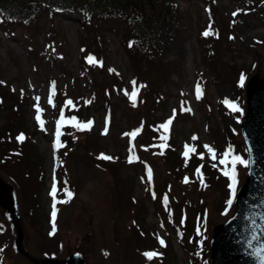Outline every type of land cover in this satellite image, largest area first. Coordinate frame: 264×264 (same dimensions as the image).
I'll list each match as a JSON object with an SVG mask.
<instances>
[{"label": "rangeland", "instance_id": "374dc122", "mask_svg": "<svg viewBox=\"0 0 264 264\" xmlns=\"http://www.w3.org/2000/svg\"><path fill=\"white\" fill-rule=\"evenodd\" d=\"M261 3L180 2L171 47L154 62L129 46L122 22L82 21L75 11L63 9L41 12L31 27L0 19V179L17 203L12 219L0 209V264H35L75 252L86 264H209L212 227L233 211V203H226L231 181L218 160L230 148L246 162L235 167V192L247 171L238 126L246 109L247 79L264 76ZM89 56L100 63H87ZM133 80L137 91L130 98ZM51 82L55 90L49 104ZM197 82L203 92L199 100ZM226 98L240 111L226 107ZM37 103L44 130L35 120ZM182 104L191 111H181ZM61 108L65 120L93 123L89 130L62 124L63 146L54 149ZM173 109L175 118L165 132L159 126ZM138 129L134 137L123 135ZM21 133L25 138L18 142ZM130 141L138 157L133 163L127 162ZM185 144L196 149L187 164ZM101 154L113 159H98ZM54 182L53 222L49 193ZM152 252L158 255H144Z\"/></svg>", "mask_w": 264, "mask_h": 264}, {"label": "water", "instance_id": "95a60500", "mask_svg": "<svg viewBox=\"0 0 264 264\" xmlns=\"http://www.w3.org/2000/svg\"><path fill=\"white\" fill-rule=\"evenodd\" d=\"M245 101L246 111L239 128L248 152V170L236 191L232 214L212 228L210 264H258L255 252L264 249V77L256 73L247 80ZM0 208L14 218L16 197L1 179ZM12 223L21 236L18 222L13 219ZM260 255H264V250ZM35 264L86 263L80 253H74L63 259L46 258Z\"/></svg>", "mask_w": 264, "mask_h": 264}, {"label": "trees", "instance_id": "16d2710c", "mask_svg": "<svg viewBox=\"0 0 264 264\" xmlns=\"http://www.w3.org/2000/svg\"><path fill=\"white\" fill-rule=\"evenodd\" d=\"M183 1L187 0H0V18L9 26L31 27L41 12L63 9L67 14L75 11L82 21L122 22L129 31L131 46L148 62H154L171 47L179 3ZM234 1L247 6L257 2ZM260 6L264 8V0Z\"/></svg>", "mask_w": 264, "mask_h": 264}, {"label": "snow or ice", "instance_id": "6c2138e0", "mask_svg": "<svg viewBox=\"0 0 264 264\" xmlns=\"http://www.w3.org/2000/svg\"><path fill=\"white\" fill-rule=\"evenodd\" d=\"M239 11V10H238ZM238 13H233V15H237ZM210 32L209 31H205L203 33V35L207 36L209 35ZM131 47V44L129 45ZM86 62L89 63V64H92V63H100L99 61H94V58L89 56L86 58ZM109 71H113V70H109ZM243 81H244V76L243 74L241 75V78H240V81H239V85L240 86H243ZM2 83V82H0ZM133 84V87H134V90H133V96L130 97V98H134L135 94H136V88H135V85H136V82L133 80L131 82ZM140 87H144V85H140ZM54 90H55V82H51V86H50V93H49V98H48V103L49 104H52V96L54 94ZM195 92H196V98L199 100L203 94L202 92V88L200 86V83L197 82L196 86H195ZM21 94L23 95V90H21ZM125 95H128L127 92H125ZM35 99L37 100V102L39 101V97H35ZM71 101H67L66 102V105H71ZM222 103L225 104L226 107L230 108L233 112H239L240 109L239 107L237 106V104L235 102H230L229 100H227V98L222 101ZM133 106H135V104H133ZM36 107V116H35V120L36 122L38 123V125L40 126V129L41 130H44V122L42 121L41 119V109L39 108L38 106V103L37 105H35ZM181 111H191V109H187V108H184L183 107V104L181 105ZM175 115H176V110L173 109V115L167 120L164 122V124L160 125L159 128H162L164 129L165 132H167L170 128V125L172 123V120L175 118ZM93 122L92 121H88L87 123H82V122H78L76 117H71L70 120H65V117H64V111H63V108H61V113H60V118L56 121V132H55V136H56V141L53 145L54 149L55 148H58V147H62L63 145L60 144L59 142V136L61 135V132H60V128H61V125L62 124H70L74 127H76L78 130H89L90 129V126ZM107 123H108V120L106 118V127H105V131H104V134H107ZM141 127H143V125H141ZM139 131L138 130H135L134 132L132 133H124L123 135L125 136H132L134 137L136 135V133ZM24 135L21 133L19 136L16 137L17 141L18 142H23L24 140ZM160 139L162 141H167L168 139V136L167 135H161ZM192 140H197L198 137L196 136H193L191 138ZM167 145L166 144H161L160 147L163 149L164 147H166ZM204 148L206 149L207 153L209 154V158L213 161H217V154L214 152V150L208 146V145H204ZM184 152L182 153V155L186 158L185 160V163L187 164V158L189 157V153H195L196 149L194 147H190L189 145L185 144L184 146ZM134 152V146L131 145V141H130V147H129V157H128V163H133L134 162V159H138V157H134L132 155V153ZM159 154H163V152L161 151ZM199 157L201 159L204 158V153H199ZM230 157V159H229ZM98 159H104V160H112L113 157H110V156H107V155H104V154H101L100 157H98ZM218 163L219 165H223L224 168L221 169L222 171V174L226 177L229 178V180L231 181L229 184H228V187L230 189V198L228 199V201L226 202L228 205H231L233 203V199L232 197L235 196V185H236V171H235V167L237 164H240V165H245L246 166V162L238 155H231V149L229 148L228 150H226L222 155L221 157L219 158L218 160ZM231 165V171L228 170V165ZM212 167H217V163H213L212 164ZM196 173L200 176V182L201 184L203 185V178H202V174L200 173V168L198 167L196 169ZM147 175H148V178H149V182L151 181V176H152V172H151V169H147ZM143 179V178H142ZM184 183H188V178L185 177ZM147 190V189H146ZM55 193H56V187H55V182L53 183V187H52V190L50 191V195L53 197V203H52V208H53V211H52V219H53V222L55 220V216H56V203L58 201H56L55 199ZM67 195V197L69 199H71V196H72V193L71 192H67L65 193ZM156 198V195L155 193H153V199ZM61 203H66L67 201H59ZM162 202L167 205V202H168V197L165 196L163 197V200ZM55 231V226H54V223H53V232ZM199 231V230H198ZM52 233H50L51 235ZM159 239V238H158ZM253 239H258V237H253ZM159 243L161 244V246H164V241L163 239H159ZM249 246H251V241L248 242ZM264 250V249H257L256 252H255V258L257 259V262L258 264H264V255H260V252ZM144 255L148 258V259H152L153 257L157 256L158 253H155V252H152V253H144Z\"/></svg>", "mask_w": 264, "mask_h": 264}]
</instances>
